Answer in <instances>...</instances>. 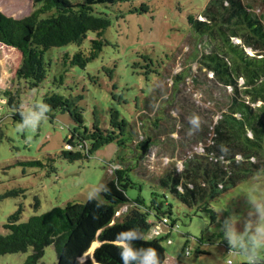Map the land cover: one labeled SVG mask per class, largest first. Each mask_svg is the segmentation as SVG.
Returning <instances> with one entry per match:
<instances>
[{"label":"trees","instance_id":"16d2710c","mask_svg":"<svg viewBox=\"0 0 264 264\" xmlns=\"http://www.w3.org/2000/svg\"><path fill=\"white\" fill-rule=\"evenodd\" d=\"M137 1L141 3L139 8L134 6ZM144 1L33 0L34 9L24 18H10L0 12V44L21 55L14 72L15 87L0 91L8 97L6 105L12 118L21 121V89H35L46 80L51 66L45 60L48 51L69 44L80 47L88 40L87 48H79L72 56L66 53L61 59L64 73L69 68L85 69L105 46V32L111 26L110 11L128 6L129 13H145ZM259 1L255 5L253 0H208L199 14L201 19L187 16V29L203 43L191 56L192 63L197 64L191 82L209 88L211 93H220L225 110L219 119L214 121L212 116L200 119L192 114L198 113V107L176 89L182 78L176 75L172 81L173 93L163 99L167 87L150 92L136 112L141 131L134 123L123 121L115 127L111 124L109 131L93 126L77 139L71 136L65 143L66 151L60 155L69 163L88 158L94 150L110 142L117 146L112 178L100 192L103 201L90 198L85 204L69 203L32 215L24 223H20L22 208L18 207L3 225L6 234H0V256L31 250L25 264H38L45 248L53 246L56 264H122L117 234L139 228L144 239L136 241V246L156 248L164 264L166 251L161 240L148 241L145 233L152 226L148 216L170 229L177 228L176 221H171L169 196L188 209L209 212L211 221L216 223L210 202L264 173V0ZM191 40L188 38L187 46ZM54 82L62 84L63 76ZM80 100L78 97L73 101L54 92L43 96L50 112L66 111L82 126ZM174 110L178 117L172 115ZM193 118L197 124L192 123ZM175 133L180 137L173 139ZM159 143L172 145L171 159L176 152L185 158L180 168L172 163L163 174L153 177L141 161ZM192 145L199 146L201 152L189 154L187 149ZM48 160L54 162L52 157ZM18 164L44 166L36 160ZM49 165V172H54L55 168ZM130 174L150 182L153 187L150 204L140 196L134 200L127 196V190L140 189ZM126 205L130 209L125 216L112 223L117 208ZM227 216L226 213L224 219ZM95 241L99 245L92 249ZM91 249L90 257L83 260ZM176 264L185 263L178 259Z\"/></svg>","mask_w":264,"mask_h":264},{"label":"rangeland","instance_id":"374dc122","mask_svg":"<svg viewBox=\"0 0 264 264\" xmlns=\"http://www.w3.org/2000/svg\"><path fill=\"white\" fill-rule=\"evenodd\" d=\"M207 1L145 0V13H129L128 6L110 11L111 26L105 32V46L85 69L69 68L64 73L61 59L66 53L72 56L79 48H87L88 40L83 41L80 47L69 44L48 51L45 60H49L51 66L47 78L35 89H21V106L43 102V96L52 92L70 97L73 101L80 97L78 107L82 110V126L77 125L66 111H48L47 118L36 129H21V121L14 120L12 112L7 108L8 97L0 93L1 235L6 234L3 225L18 207L22 208L20 223H24L32 215H41L69 203L85 204L90 198L103 201L100 192L114 170L116 144H105L94 150L88 158L69 163L60 157L66 151V141L71 136L77 139L83 132L91 131L93 126L109 131L111 124L115 127L123 121L134 123L135 128L141 131L136 112L150 92L167 87V93L162 94L163 99L173 93L174 76H182L176 89L198 107V113L193 111L192 114H197L200 119L202 116H212L214 121L219 119L225 110L220 93H211L209 88L191 82V77L197 72V64L192 63L194 59L191 56L199 50L198 45L203 43L187 29V16L201 19L199 14ZM253 2L257 5L260 1ZM140 5L138 1L134 4L138 8ZM33 9V0H0V12L10 18H24ZM188 38L192 39L189 46ZM246 53L250 51L246 50ZM20 56L17 50L0 44V91H9L15 87L14 72L19 66ZM166 67L168 71H165ZM60 75L63 76V83H55L54 79ZM172 115L178 117L177 111L174 110ZM114 131L118 129L114 128ZM172 137L177 139L180 134L175 133ZM187 152L200 153L201 150L199 146L192 145ZM171 154L172 145L159 143L149 150L141 163H144L146 171H150L153 177L159 176L172 163L180 168L185 157L176 152L171 159ZM49 157H52L53 163L49 162ZM33 160L44 166L23 167L18 164ZM49 164L55 168L54 172H49ZM130 176L140 189L127 190V196L133 200L140 196L146 204H150L153 191L150 182L134 177L133 174ZM252 187L264 190V173L243 181L215 202H210L209 209L216 214V223L211 221L209 212L198 211L197 208L188 209L169 196L171 221H176L177 228L170 229L148 216L152 226L146 231L145 238L148 241L161 240L166 251L164 264H176L178 259L185 264H246L244 257L230 253V246L218 229L226 213L248 217L251 206L247 196L240 193L251 191ZM222 208L226 211L219 213ZM129 209V205L118 207L112 223L121 221ZM98 245L99 242L95 241L92 249ZM92 249L83 260L90 257ZM187 249L190 250L189 255L186 254ZM30 253L31 250L0 256V264H25ZM56 263L54 247H46L38 264Z\"/></svg>","mask_w":264,"mask_h":264},{"label":"clouds","instance_id":"9594fccd","mask_svg":"<svg viewBox=\"0 0 264 264\" xmlns=\"http://www.w3.org/2000/svg\"><path fill=\"white\" fill-rule=\"evenodd\" d=\"M48 111L49 106L43 102L21 106L20 128L36 129L47 118ZM192 123L197 124V119L193 118ZM240 194L247 196L251 206L248 217L230 214L218 231L222 232V238L230 246V253L244 257L246 264H264V190L252 187L251 191ZM223 211L226 209H220L219 213ZM143 239L144 233L139 228L117 234L122 264H161L156 248L136 246L135 242Z\"/></svg>","mask_w":264,"mask_h":264},{"label":"built area","instance_id":"2783aa9c","mask_svg":"<svg viewBox=\"0 0 264 264\" xmlns=\"http://www.w3.org/2000/svg\"><path fill=\"white\" fill-rule=\"evenodd\" d=\"M67 148H69V149H70V148H71V146H69V145H68V146H67ZM164 222L166 223V220H165V219H164ZM186 254H187V255L189 254V250H188V249L186 250Z\"/></svg>","mask_w":264,"mask_h":264},{"label":"crops","instance_id":"0c3cea01","mask_svg":"<svg viewBox=\"0 0 264 264\" xmlns=\"http://www.w3.org/2000/svg\"><path fill=\"white\" fill-rule=\"evenodd\" d=\"M112 173H113V172H112ZM112 173H111V178H112ZM111 178H109L108 181H109ZM108 181H107V182H108ZM105 183H106V182H105ZM116 223H117V222H116Z\"/></svg>","mask_w":264,"mask_h":264}]
</instances>
